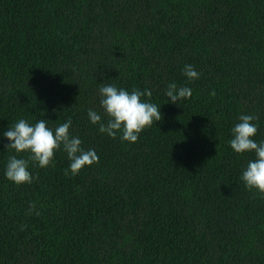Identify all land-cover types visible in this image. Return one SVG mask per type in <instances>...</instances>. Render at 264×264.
<instances>
[{
	"label": "trees",
	"instance_id": "1",
	"mask_svg": "<svg viewBox=\"0 0 264 264\" xmlns=\"http://www.w3.org/2000/svg\"><path fill=\"white\" fill-rule=\"evenodd\" d=\"M170 83L191 97L171 103ZM106 84L150 90L162 119L135 143L101 133ZM249 114L264 140V0H0V264H264V193L241 180L255 154L229 144ZM69 118L97 163L65 175L61 146L32 183L6 178L28 156L9 126Z\"/></svg>",
	"mask_w": 264,
	"mask_h": 264
},
{
	"label": "clouds",
	"instance_id": "2",
	"mask_svg": "<svg viewBox=\"0 0 264 264\" xmlns=\"http://www.w3.org/2000/svg\"><path fill=\"white\" fill-rule=\"evenodd\" d=\"M184 75L190 80L199 78V73L192 65H185ZM101 97L100 107L104 110L107 121L93 109L88 110V117L93 125H99V131L106 133L115 139L117 133H121V140L130 143L137 142L139 134L145 127H151L154 122L162 119L160 108L151 102H146L142 97H151L150 90L140 91L133 89L131 92L123 88H117L113 84L102 85L99 88ZM171 103H177L192 95L191 89L185 86L177 87L176 83H170L166 90ZM211 95H215L213 91ZM258 117L253 115H241L239 123L231 129L232 139L229 141L231 149L242 154L253 152L255 158L249 160L243 170L241 180L249 190H257L264 193V140L257 142L254 137L258 126L253 123ZM72 125L71 118L67 122L59 124L55 129L47 126V120H38L34 125L24 119L8 127L3 136L9 141L5 148L17 154L28 153L27 158H18L11 155L5 169L8 180L17 185L32 183L33 176L29 171V162L41 168L52 164L55 151L61 146L67 153L70 161L69 168L64 174L72 175L79 173L85 166L98 162V156L94 149L85 150L81 147L82 141L78 136L70 134ZM34 207V206H33Z\"/></svg>",
	"mask_w": 264,
	"mask_h": 264
}]
</instances>
